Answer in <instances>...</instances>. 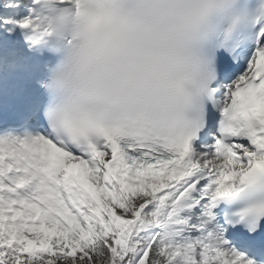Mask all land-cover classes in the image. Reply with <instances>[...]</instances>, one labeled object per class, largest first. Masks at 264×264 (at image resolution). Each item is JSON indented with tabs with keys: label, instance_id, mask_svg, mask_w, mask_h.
Wrapping results in <instances>:
<instances>
[{
	"label": "snow or ice",
	"instance_id": "6c2138e0",
	"mask_svg": "<svg viewBox=\"0 0 264 264\" xmlns=\"http://www.w3.org/2000/svg\"><path fill=\"white\" fill-rule=\"evenodd\" d=\"M0 264H264V0H0Z\"/></svg>",
	"mask_w": 264,
	"mask_h": 264
}]
</instances>
